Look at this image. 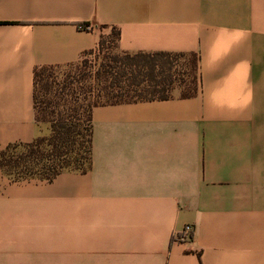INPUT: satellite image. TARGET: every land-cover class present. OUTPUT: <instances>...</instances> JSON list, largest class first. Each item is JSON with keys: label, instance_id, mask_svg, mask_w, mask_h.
I'll use <instances>...</instances> for the list:
<instances>
[{"label": "crops", "instance_id": "1", "mask_svg": "<svg viewBox=\"0 0 264 264\" xmlns=\"http://www.w3.org/2000/svg\"><path fill=\"white\" fill-rule=\"evenodd\" d=\"M103 27L196 53L198 93L94 108L86 174L0 170V264H264V0H0V152L41 134L33 71Z\"/></svg>", "mask_w": 264, "mask_h": 264}, {"label": "trees", "instance_id": "2", "mask_svg": "<svg viewBox=\"0 0 264 264\" xmlns=\"http://www.w3.org/2000/svg\"><path fill=\"white\" fill-rule=\"evenodd\" d=\"M103 28L112 31L114 51L99 57L98 65L88 72L58 77L64 66L33 71L34 120L47 124L48 134L29 143L10 144L0 152V169L14 181L51 182L63 172L86 174L91 168L92 111L96 107L169 100L175 90L184 99L197 95L196 53L121 52L119 29ZM105 38L102 34L97 47L82 57L103 53ZM188 57L184 77L175 62Z\"/></svg>", "mask_w": 264, "mask_h": 264}, {"label": "rangeland", "instance_id": "3", "mask_svg": "<svg viewBox=\"0 0 264 264\" xmlns=\"http://www.w3.org/2000/svg\"><path fill=\"white\" fill-rule=\"evenodd\" d=\"M104 36L106 37V44L104 45L103 53L101 52L98 56L97 52H93L86 56L80 58L77 62H75L71 66H64L59 69L60 73L58 77H63L65 74H78L80 71L88 72L90 69L96 67L99 63V57L106 55L109 52L114 51L113 48V35L110 29H105L103 32ZM188 60L187 59H180L179 61L175 62L176 66L178 67L180 75H184L186 77L188 73ZM63 75V76H62ZM61 79V78H60ZM180 90H175L172 92L171 97H180ZM40 135H47L48 134V125L47 124H40ZM1 170V169H0ZM2 171V170H1Z\"/></svg>", "mask_w": 264, "mask_h": 264}, {"label": "built area", "instance_id": "4", "mask_svg": "<svg viewBox=\"0 0 264 264\" xmlns=\"http://www.w3.org/2000/svg\"><path fill=\"white\" fill-rule=\"evenodd\" d=\"M80 29H87V27L81 26ZM176 240L178 241H183V242H188L191 241L192 239V227L191 226H186L182 233L176 235Z\"/></svg>", "mask_w": 264, "mask_h": 264}]
</instances>
